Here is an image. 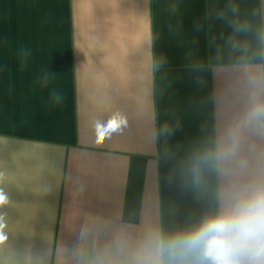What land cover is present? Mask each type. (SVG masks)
Returning <instances> with one entry per match:
<instances>
[{
	"label": "crops",
	"instance_id": "1",
	"mask_svg": "<svg viewBox=\"0 0 264 264\" xmlns=\"http://www.w3.org/2000/svg\"><path fill=\"white\" fill-rule=\"evenodd\" d=\"M253 96L264 0H0V264H145L264 184Z\"/></svg>",
	"mask_w": 264,
	"mask_h": 264
},
{
	"label": "clouds",
	"instance_id": "2",
	"mask_svg": "<svg viewBox=\"0 0 264 264\" xmlns=\"http://www.w3.org/2000/svg\"><path fill=\"white\" fill-rule=\"evenodd\" d=\"M243 122L264 127V101L253 96ZM123 124L122 120L109 135L121 131ZM8 203L0 190V208ZM3 221L0 215V229ZM4 239L0 231V243ZM148 248L150 258L145 264H264V184L242 189L217 214L188 231L170 237L153 234Z\"/></svg>",
	"mask_w": 264,
	"mask_h": 264
},
{
	"label": "snow or ice",
	"instance_id": "3",
	"mask_svg": "<svg viewBox=\"0 0 264 264\" xmlns=\"http://www.w3.org/2000/svg\"><path fill=\"white\" fill-rule=\"evenodd\" d=\"M117 127H119V124H118L117 121H115V120H113V121L108 125V128H110V129L117 128ZM103 135H104V133L101 132V133H100V138H101V139H103Z\"/></svg>",
	"mask_w": 264,
	"mask_h": 264
}]
</instances>
